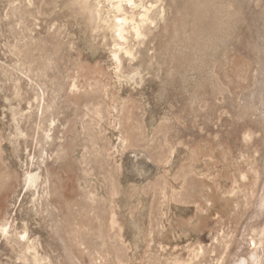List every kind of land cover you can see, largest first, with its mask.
<instances>
[{"label":"rangeland","instance_id":"rangeland-1","mask_svg":"<svg viewBox=\"0 0 264 264\" xmlns=\"http://www.w3.org/2000/svg\"><path fill=\"white\" fill-rule=\"evenodd\" d=\"M114 3L0 0V264H264V0Z\"/></svg>","mask_w":264,"mask_h":264},{"label":"bare ground","instance_id":"bare-ground-1","mask_svg":"<svg viewBox=\"0 0 264 264\" xmlns=\"http://www.w3.org/2000/svg\"><path fill=\"white\" fill-rule=\"evenodd\" d=\"M111 1V0H110ZM113 1H115V3L112 5L113 6V8L117 11V12H121V11H123V10H121V3L122 2H126V3H129V4H133L132 2L134 1V0H112V2ZM97 2V1H96ZM143 3V2H142ZM142 7V6H141ZM152 10V9H151ZM150 12V10L149 9H145L144 8V12H143V14H142V16H141V18H142V21L144 20H148V13ZM95 13V12H94ZM121 16H123L122 14H121ZM104 19V18H103ZM127 24H133L134 25V27H132V28H134L135 30H136V34H137V36L139 35V34H141V33H139V26H138V24L137 23H135V19H134V16H132V15H130L129 17H127V16H124V17H122V18H117L116 16L113 18V24H112V28H113V31H114V33H116L117 34V37L118 38H122V35L124 34V32H125V30H124V26L125 25H127ZM141 24V23H140ZM143 24V23H142ZM128 28V27H127ZM141 30V29H140ZM134 31V30H133ZM135 33V32H134ZM33 187V186H32ZM31 187V188H32ZM0 232H1V234H3V235H7V233H6V231H5V228H0ZM22 238V237H21Z\"/></svg>","mask_w":264,"mask_h":264}]
</instances>
